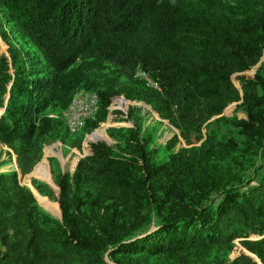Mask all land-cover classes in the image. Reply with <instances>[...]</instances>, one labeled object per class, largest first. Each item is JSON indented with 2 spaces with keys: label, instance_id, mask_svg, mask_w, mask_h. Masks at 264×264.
Wrapping results in <instances>:
<instances>
[{
  "label": "trees",
  "instance_id": "1",
  "mask_svg": "<svg viewBox=\"0 0 264 264\" xmlns=\"http://www.w3.org/2000/svg\"><path fill=\"white\" fill-rule=\"evenodd\" d=\"M0 8L34 49L12 44L0 17L9 55H0V147L21 174L39 158L38 143L64 126L45 112L64 111L80 88L99 99L83 131L106 122L115 97L142 98L163 117L171 109L187 145H196L206 123L238 105L245 117L228 123L247 149L236 182L163 212L157 182L231 158L215 135L158 167L131 129L87 139L90 154L57 182L60 219L39 210L17 171L0 173V264H127L129 256L171 257L235 240L264 264V174L252 185L264 162V79L244 76L264 55V0H0ZM107 65L132 86L90 77ZM137 69L157 89L135 78ZM50 210L59 214L57 204ZM127 211L159 220L124 232ZM227 264L254 263L240 255Z\"/></svg>",
  "mask_w": 264,
  "mask_h": 264
},
{
  "label": "rangeland",
  "instance_id": "2",
  "mask_svg": "<svg viewBox=\"0 0 264 264\" xmlns=\"http://www.w3.org/2000/svg\"><path fill=\"white\" fill-rule=\"evenodd\" d=\"M0 17L9 41L20 46L23 50L28 49L34 52V49L8 21L7 13L2 8H0ZM0 55L9 57L8 44L2 39L1 34ZM255 75L264 79V55L253 69L244 74L247 77ZM112 76L116 77L122 84L132 86V83L122 78L118 69L111 65H107L101 73L90 74L92 79L99 82H103L105 78ZM236 77L234 81L237 84ZM170 110L165 112L166 117H163L156 111L154 104L148 103L142 98L130 101L124 96H117L112 100L108 118L98 128L99 131H97L98 129L95 130L97 132L84 130L77 135H71L63 126L52 135V141L49 142L46 139L39 142V158L28 173L21 174L15 156L11 154L12 161H8L7 148L0 147V173L8 172L10 169L17 171L19 187L27 189L33 195L35 204L42 213L56 219L61 218L60 204L56 200L59 199L60 193L57 182L63 176L72 177L78 162L90 154L91 150L89 151L86 147V140L93 136H105L109 140L113 134L120 136L119 130L131 129L138 134L145 151L150 154L151 165L156 167L168 163L185 150L198 148L209 133L217 137V141L220 143L219 149L227 151L231 158L215 160L206 165L184 169L172 175L170 180H165L166 184L163 185L157 182L156 196L158 202L163 205L161 212L166 211L168 207L179 209L193 198H204L208 190H213L217 185L227 183L232 185L245 174L247 166L245 161L246 143L239 130L228 123L233 117H245V113L238 105L228 106L220 116L206 123L202 128L203 140L196 145H187V140L178 128L175 117L172 116V110ZM45 115L59 118L62 112L57 107L52 106L45 112ZM221 141H225V143H221ZM263 174L264 162L262 166H259L257 178L252 185L256 184ZM53 204H57L59 214L50 210ZM126 213L128 216L121 220V225L123 231L128 233H133L135 228L142 227L146 223V227L149 226L150 228L151 223H156L159 220V217L149 216L146 212L127 211ZM240 255L247 256L254 264H262L261 260L243 247L238 240L232 242L230 246L217 249H199L171 257L144 253L129 256L126 262L127 264H227Z\"/></svg>",
  "mask_w": 264,
  "mask_h": 264
},
{
  "label": "built area",
  "instance_id": "3",
  "mask_svg": "<svg viewBox=\"0 0 264 264\" xmlns=\"http://www.w3.org/2000/svg\"><path fill=\"white\" fill-rule=\"evenodd\" d=\"M134 77L141 80L146 87L157 89V85L141 69H137ZM98 111L97 94L80 88L73 93L68 107L62 111L60 119L69 134L77 135L83 131L88 120H93L96 117Z\"/></svg>",
  "mask_w": 264,
  "mask_h": 264
},
{
  "label": "water",
  "instance_id": "4",
  "mask_svg": "<svg viewBox=\"0 0 264 264\" xmlns=\"http://www.w3.org/2000/svg\"><path fill=\"white\" fill-rule=\"evenodd\" d=\"M7 98H8V95H7ZM6 105V104H5ZM3 112H4V109L2 110V112L0 113V115H2L3 114Z\"/></svg>",
  "mask_w": 264,
  "mask_h": 264
}]
</instances>
